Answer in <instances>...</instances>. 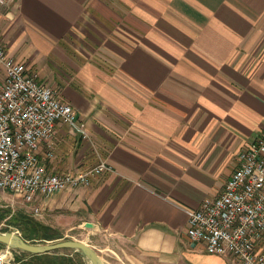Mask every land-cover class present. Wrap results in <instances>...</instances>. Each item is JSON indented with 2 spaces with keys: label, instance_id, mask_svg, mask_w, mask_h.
Returning a JSON list of instances; mask_svg holds the SVG:
<instances>
[{
  "label": "crops",
  "instance_id": "crops-1",
  "mask_svg": "<svg viewBox=\"0 0 264 264\" xmlns=\"http://www.w3.org/2000/svg\"><path fill=\"white\" fill-rule=\"evenodd\" d=\"M0 42L88 133L59 122L40 148L49 169L112 166L45 209L86 213L173 264H234L188 224L264 130V0H12Z\"/></svg>",
  "mask_w": 264,
  "mask_h": 264
},
{
  "label": "built area",
  "instance_id": "built-area-1",
  "mask_svg": "<svg viewBox=\"0 0 264 264\" xmlns=\"http://www.w3.org/2000/svg\"><path fill=\"white\" fill-rule=\"evenodd\" d=\"M12 0H0L7 6ZM5 80L0 90V188L13 191L39 213L53 195L89 186L94 176L112 169L105 159L85 170L55 172L40 155L59 122L80 127L77 110L52 86L28 71L0 42ZM52 149L48 157L52 158ZM239 165L223 191L206 197L191 211L188 234L210 253L229 255L234 264H264L257 243L264 236V130L239 153ZM12 247L0 251V264L12 257Z\"/></svg>",
  "mask_w": 264,
  "mask_h": 264
},
{
  "label": "rangeland",
  "instance_id": "rangeland-1",
  "mask_svg": "<svg viewBox=\"0 0 264 264\" xmlns=\"http://www.w3.org/2000/svg\"><path fill=\"white\" fill-rule=\"evenodd\" d=\"M74 190L76 189L68 191ZM19 213L31 214L42 222L51 225L54 229L61 231L64 235L54 240L27 239L32 243L47 244L59 240L74 239L84 241L94 247L105 264H173L158 256L143 253L131 240L110 234L103 226L97 224L94 217L86 213H75L64 207L56 206L42 209L36 213L33 211V206L25 203L22 197L13 191L0 188V231L22 235L15 218ZM6 247L7 244L0 242V251ZM60 250L72 256L76 264H94L82 250L74 248H62ZM12 251V257L6 264H26L32 258V252L14 247H12Z\"/></svg>",
  "mask_w": 264,
  "mask_h": 264
},
{
  "label": "trees",
  "instance_id": "trees-1",
  "mask_svg": "<svg viewBox=\"0 0 264 264\" xmlns=\"http://www.w3.org/2000/svg\"><path fill=\"white\" fill-rule=\"evenodd\" d=\"M16 221L27 240H54L63 237V233L51 225L42 222L31 214L19 213ZM26 264H76L74 258L61 250L47 253H32Z\"/></svg>",
  "mask_w": 264,
  "mask_h": 264
},
{
  "label": "water",
  "instance_id": "water-1",
  "mask_svg": "<svg viewBox=\"0 0 264 264\" xmlns=\"http://www.w3.org/2000/svg\"><path fill=\"white\" fill-rule=\"evenodd\" d=\"M0 242L32 253H47L62 248H74L85 252L94 264H105L97 250L84 241L65 239L47 244H39L32 243L17 233L0 231Z\"/></svg>",
  "mask_w": 264,
  "mask_h": 264
}]
</instances>
